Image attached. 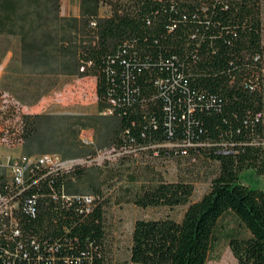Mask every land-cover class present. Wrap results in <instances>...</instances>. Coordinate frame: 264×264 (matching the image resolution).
Here are the masks:
<instances>
[{"label":"trees","instance_id":"1","mask_svg":"<svg viewBox=\"0 0 264 264\" xmlns=\"http://www.w3.org/2000/svg\"><path fill=\"white\" fill-rule=\"evenodd\" d=\"M72 1L74 16L61 15V0H0V65L11 55L0 96L14 102L4 115L72 79H94L95 114L71 118L63 133L71 146L92 130L98 148L123 158L147 151L161 160L203 156L215 164L208 191L195 202L184 180L154 177L135 191L126 187L117 204L186 206L178 221L136 220L129 262L205 264L222 237L236 264H264V191L240 182L246 171L264 181V0ZM44 120L50 118L19 115L26 155L52 151L45 147L51 137L38 132ZM132 169L127 181H140L143 174ZM82 173L79 166L26 172L20 254L6 258L0 241V264H105L109 197L75 186ZM115 176L109 169L105 181ZM60 191L95 201L84 212L78 203L63 204ZM226 216L234 226L223 231Z\"/></svg>","mask_w":264,"mask_h":264},{"label":"rangeland","instance_id":"2","mask_svg":"<svg viewBox=\"0 0 264 264\" xmlns=\"http://www.w3.org/2000/svg\"><path fill=\"white\" fill-rule=\"evenodd\" d=\"M60 12L63 16H74L77 14V9L72 0H61ZM99 12L102 14L103 9H100ZM8 61L9 57H5L0 65V82ZM95 100L94 79L92 78L72 79L56 91L41 98L34 106L17 108V114L13 116H5L3 111H6L7 106L14 105V102L6 98V95L0 96V137L4 138L0 145V151L6 157L10 156L14 159L26 157L28 164L33 163L39 155L45 154L57 156V163L64 169H68L71 165L81 167L83 173L80 180L75 182V186L84 192H91L89 188L95 187L105 197H109L105 218L104 263L132 264L129 262L128 256L133 223L136 220L163 218L178 221L186 206L140 209L131 203L117 204L120 197H125L126 192L124 190L128 188L135 191L142 180H149L154 177V179L164 182L184 180L192 185L189 202H195L208 191L215 164L203 156L161 160L154 158L147 151L130 158H123L113 153L111 149L98 148L96 143L100 142L99 133H94L92 130L81 131L76 140L77 148L71 146L70 143L73 142L71 135L67 132L63 134L66 127L72 122V117L94 115ZM20 114L44 115L50 118L49 121L44 120L41 123L38 132L40 135L51 137L50 144L45 147L52 151L31 155L24 153L19 138ZM96 124L99 127L100 122H96ZM10 130L13 131L12 134ZM57 142L62 143L63 146L55 144ZM77 152L82 157L76 158L74 155H78ZM6 159L3 160L4 164ZM132 166L138 169V172H141L143 176L139 179L140 181L129 183L124 173L134 171ZM109 169H113L116 176L111 181H105ZM240 182L244 185H253L264 191V181L249 171L240 175ZM219 226L224 231L234 226V223L226 216L221 219ZM205 264H236L226 241L222 237L212 245Z\"/></svg>","mask_w":264,"mask_h":264},{"label":"built area","instance_id":"3","mask_svg":"<svg viewBox=\"0 0 264 264\" xmlns=\"http://www.w3.org/2000/svg\"><path fill=\"white\" fill-rule=\"evenodd\" d=\"M2 141L4 138L0 137V145ZM4 158H7L5 164ZM57 161V156L44 154L28 164L26 157L14 159L10 156L6 157L0 151V241L6 245L4 249L6 258L20 254V190L23 188L26 172L30 168L44 169L47 173L67 170ZM59 198L65 205L69 202L80 204L84 212L89 211L95 201L93 196H67L62 191L59 193Z\"/></svg>","mask_w":264,"mask_h":264},{"label":"crops","instance_id":"4","mask_svg":"<svg viewBox=\"0 0 264 264\" xmlns=\"http://www.w3.org/2000/svg\"><path fill=\"white\" fill-rule=\"evenodd\" d=\"M10 56H11V55L8 53L5 57H9V59H10Z\"/></svg>","mask_w":264,"mask_h":264}]
</instances>
